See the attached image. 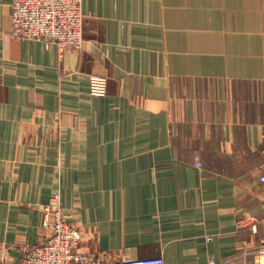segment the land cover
<instances>
[{
	"label": "crops",
	"instance_id": "crops-1",
	"mask_svg": "<svg viewBox=\"0 0 264 264\" xmlns=\"http://www.w3.org/2000/svg\"><path fill=\"white\" fill-rule=\"evenodd\" d=\"M0 0V261L48 235L166 264H259L264 0H83L82 49L12 36ZM107 78L104 96L90 76Z\"/></svg>",
	"mask_w": 264,
	"mask_h": 264
},
{
	"label": "built area",
	"instance_id": "built-area-1",
	"mask_svg": "<svg viewBox=\"0 0 264 264\" xmlns=\"http://www.w3.org/2000/svg\"><path fill=\"white\" fill-rule=\"evenodd\" d=\"M83 0H13L11 34L18 39H35L46 46L57 45L65 54L82 49L84 43L85 15ZM108 80L98 75L90 76V93L104 96ZM264 182V172L260 177ZM44 206L43 228L47 237L35 247L23 246L19 263L0 261V264H110L105 253L79 250L83 231L69 222V214L57 202ZM259 264H264V243L255 250ZM117 264H166L162 256L133 258L122 255ZM207 264H218L209 261Z\"/></svg>",
	"mask_w": 264,
	"mask_h": 264
}]
</instances>
